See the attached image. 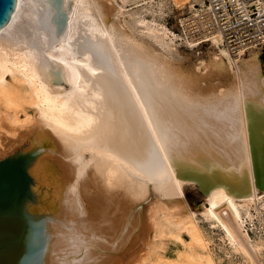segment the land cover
<instances>
[{
  "label": "bare ground",
  "instance_id": "1",
  "mask_svg": "<svg viewBox=\"0 0 264 264\" xmlns=\"http://www.w3.org/2000/svg\"><path fill=\"white\" fill-rule=\"evenodd\" d=\"M156 1L18 0L0 33V160L36 153L22 264H216L181 208L188 185L229 252L263 264L247 229L252 210L264 223L263 47L234 56L215 38L206 61L165 60L121 16L172 50L183 39L154 14L198 1Z\"/></svg>",
  "mask_w": 264,
  "mask_h": 264
},
{
  "label": "built area",
  "instance_id": "2",
  "mask_svg": "<svg viewBox=\"0 0 264 264\" xmlns=\"http://www.w3.org/2000/svg\"><path fill=\"white\" fill-rule=\"evenodd\" d=\"M178 17L182 39L196 48L220 38L232 55L264 45V0H197Z\"/></svg>",
  "mask_w": 264,
  "mask_h": 264
},
{
  "label": "rangeland",
  "instance_id": "3",
  "mask_svg": "<svg viewBox=\"0 0 264 264\" xmlns=\"http://www.w3.org/2000/svg\"><path fill=\"white\" fill-rule=\"evenodd\" d=\"M108 2V1H107ZM110 4L112 5V1ZM158 2V0L156 1ZM155 2V3H156ZM115 2L113 1V4ZM109 6H111L109 3H107ZM166 7L164 9L165 11V15L160 19L158 17H155L156 19H158L160 22H162L170 31L179 34L178 31V17L184 13L187 12L186 9L182 10V11H177L173 8V6L169 3L166 2ZM116 5V4H114ZM130 5V4H129ZM128 4H126L127 6V10L132 8L130 7ZM171 5V6H170ZM148 6V5H147ZM156 7V5H155ZM154 10H157L158 8ZM171 7V8H169ZM170 9V10H169ZM138 9H133V12H141V11H137ZM144 11V10H143ZM129 13H131L129 11ZM145 13V14H143ZM168 13V14H167ZM124 15V16H123ZM120 18L121 19V24L124 26V28L129 32L130 30L134 31H130L132 33H134L138 38L142 39L144 42H146L148 45L150 44L151 47L153 49H155L157 52H159L160 54H162V56L164 57L165 60H168L170 62L179 64V63H183V64H188L189 65H196L199 64L200 61H196L202 58L204 61H206L207 59V54L209 52V46H202L199 48H195L194 50L192 49H188L184 46L183 41L178 42V44L176 45V47H174L172 50H167V49H163L155 40H153L152 38H150L147 34L145 33H140V28L142 27L141 25H137V24H133V21H131V17L128 16V14H123ZM142 16L147 17L148 19L152 18V13L151 12H142ZM126 19V21H125ZM129 19V21H128ZM133 20V19H132ZM126 22V23H125ZM132 24V25H131ZM131 26V27H130ZM5 31V27L2 28L0 30V33ZM263 47V52L261 55L262 61L264 62V45H262ZM200 54V55H199ZM31 115L34 116V113L30 112ZM156 193L152 192L150 193L151 198H155ZM179 200L182 201V207L181 208H187L190 209L194 212H198L197 213V217H198V224L201 228V230L203 231L204 235L206 236L207 240L210 242V251L213 255V258L215 259L216 264H248V262L245 261V259H243L240 255H237L235 253L229 252L230 249L228 247V244L225 243L224 241H222V234L221 232H219L217 229H213L210 225L208 221H205L202 217H201V212L203 210L202 205L205 203V198H204V194L202 192L201 189H199V187L196 186H192V185H188L186 190L184 191V196L178 198ZM185 206V207H184ZM202 209V210H201ZM263 212V217H264V210ZM252 214H254L255 218L252 221H250L249 219H247V229L249 231V234L251 236V238L253 240H258L259 238H261V240H264V223L260 222L259 219H257L258 215L255 213L254 210H252ZM257 215V216H256ZM184 239L185 240H189L188 236L186 234H184ZM260 240V239H259ZM155 243V241H153ZM163 250L164 253L172 258V259H176L178 257V255L182 252V247L179 245V243L173 239H164L163 241ZM263 264H264V255L261 258Z\"/></svg>",
  "mask_w": 264,
  "mask_h": 264
},
{
  "label": "water",
  "instance_id": "4",
  "mask_svg": "<svg viewBox=\"0 0 264 264\" xmlns=\"http://www.w3.org/2000/svg\"><path fill=\"white\" fill-rule=\"evenodd\" d=\"M18 0H0V30L14 15ZM35 152L18 153L0 160V264H22L31 247L26 235L38 222L24 210L31 199L33 178L27 165Z\"/></svg>",
  "mask_w": 264,
  "mask_h": 264
}]
</instances>
